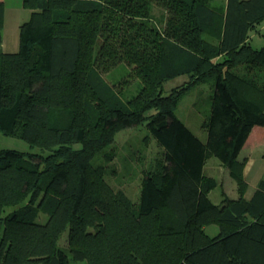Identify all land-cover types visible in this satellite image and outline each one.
<instances>
[{
    "label": "trees",
    "instance_id": "trees-1",
    "mask_svg": "<svg viewBox=\"0 0 264 264\" xmlns=\"http://www.w3.org/2000/svg\"><path fill=\"white\" fill-rule=\"evenodd\" d=\"M23 6L31 15L20 25L19 48L6 52L0 0V131L50 153L0 150V264H264V179L246 199L239 160L253 129L264 127V46L250 42L264 22V0ZM122 62L142 81L127 102L123 84L104 76ZM183 74L190 79L164 95L165 82ZM208 79L215 89L203 141L175 109ZM146 121L163 151L135 203L92 161L120 130ZM211 156L229 169L238 198L224 190L221 204L210 198L220 185L204 172ZM40 211L50 214L46 223L36 222ZM213 224L219 233L210 236Z\"/></svg>",
    "mask_w": 264,
    "mask_h": 264
},
{
    "label": "rangeland",
    "instance_id": "rangeland-1",
    "mask_svg": "<svg viewBox=\"0 0 264 264\" xmlns=\"http://www.w3.org/2000/svg\"><path fill=\"white\" fill-rule=\"evenodd\" d=\"M5 4V23L3 33L6 40L14 38L15 49L19 47L20 24L29 19L31 9L23 6L24 0H2ZM154 12L159 15L161 8L155 7ZM264 22L258 24L251 31V44L256 48L264 46ZM131 67L122 62L116 68L106 73V80L113 86L123 84L120 89L121 97L124 101L136 96L142 88V81L139 77L131 78ZM130 79L125 84L121 81ZM189 75L183 74L172 78L164 84V95H167L172 88L181 86L189 80ZM215 80L208 79L201 81L189 90L183 93L176 109V115L203 141L207 139V130L203 127L204 121L209 117L214 97ZM154 110L148 114L153 113ZM74 148H81L80 143L74 144ZM13 149L26 153L47 155L50 152L43 150L38 146H33L26 140L11 135H6L0 131V150ZM163 146L159 143L155 135L148 127V121L138 125L120 130L116 134L115 141L107 146L104 150L97 153L93 159L94 165L103 164L106 166L105 180L115 189H122L127 193L130 199L138 203L141 196L142 179L144 174L151 170L157 158L161 155ZM115 153L112 160L108 161L107 153ZM243 154V153H242ZM211 161L220 160L216 156L208 159V167ZM207 173L208 170H207ZM220 188L213 192L215 199ZM16 207L8 208L4 211L3 216H7ZM50 214L40 211L36 218L38 223H46ZM206 232L210 236L219 233V227L216 224L207 227ZM68 230L63 234L60 244L67 245Z\"/></svg>",
    "mask_w": 264,
    "mask_h": 264
},
{
    "label": "crops",
    "instance_id": "crops-1",
    "mask_svg": "<svg viewBox=\"0 0 264 264\" xmlns=\"http://www.w3.org/2000/svg\"><path fill=\"white\" fill-rule=\"evenodd\" d=\"M15 40L16 39L14 38L6 40L3 33L4 51H17L19 47L17 50L15 49ZM208 159L204 166V172L207 175L215 177L219 181L220 185H222V187L218 185L210 191L209 196L212 201L216 204H221L224 198L223 190L228 197L232 199L238 198V185L236 180L230 174L229 169L218 161H211L208 167ZM239 160L245 161L244 177L248 183V188L244 197L250 200L255 194L260 181L264 179V127H255L253 129L239 154ZM207 170L209 173H207ZM216 188H220L221 192L217 193L214 199L213 192H215Z\"/></svg>",
    "mask_w": 264,
    "mask_h": 264
}]
</instances>
